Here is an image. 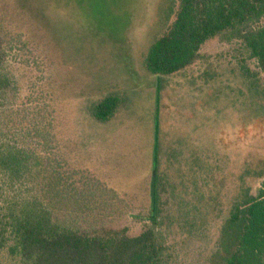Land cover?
I'll use <instances>...</instances> for the list:
<instances>
[{"label": "rangeland", "instance_id": "obj_1", "mask_svg": "<svg viewBox=\"0 0 264 264\" xmlns=\"http://www.w3.org/2000/svg\"><path fill=\"white\" fill-rule=\"evenodd\" d=\"M176 8L0 0V129L40 156L44 175L29 188L56 220L132 237L151 210L157 142L176 219L166 264H220L234 204L263 180L264 71L242 42L216 37L188 68L150 74L148 51ZM108 96L121 106L103 124L90 111ZM0 264L10 263L2 255Z\"/></svg>", "mask_w": 264, "mask_h": 264}, {"label": "trees", "instance_id": "obj_2", "mask_svg": "<svg viewBox=\"0 0 264 264\" xmlns=\"http://www.w3.org/2000/svg\"><path fill=\"white\" fill-rule=\"evenodd\" d=\"M216 37L242 42L264 71V0H177L173 21L148 51L146 69L158 77L177 74ZM120 106L117 96H108L90 114L108 123ZM42 164L35 150L20 146L0 129V256L10 264L167 263L176 219L164 201L168 190L159 170L157 142L151 210L145 228L134 237L126 230L83 232L56 220L45 197L29 188L43 177ZM259 176L263 180L256 195L244 194L223 227L220 264H264V166Z\"/></svg>", "mask_w": 264, "mask_h": 264}]
</instances>
